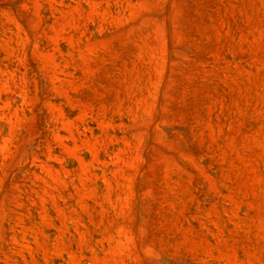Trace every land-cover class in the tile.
Here are the masks:
<instances>
[{
    "label": "rangeland",
    "instance_id": "374dc122",
    "mask_svg": "<svg viewBox=\"0 0 264 264\" xmlns=\"http://www.w3.org/2000/svg\"><path fill=\"white\" fill-rule=\"evenodd\" d=\"M0 264H264V0H0Z\"/></svg>",
    "mask_w": 264,
    "mask_h": 264
}]
</instances>
